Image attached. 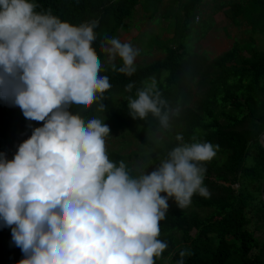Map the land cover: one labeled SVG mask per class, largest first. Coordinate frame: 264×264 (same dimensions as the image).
Masks as SVG:
<instances>
[{"label": "clouds", "instance_id": "obj_1", "mask_svg": "<svg viewBox=\"0 0 264 264\" xmlns=\"http://www.w3.org/2000/svg\"><path fill=\"white\" fill-rule=\"evenodd\" d=\"M36 8L32 0H0V99L42 122L12 159L0 152V227L11 229L23 253L18 264H156L168 249L159 237L169 200L184 209L195 194L209 195L205 164L218 146L176 133L175 146L166 148L182 108L152 77L127 97L134 120L156 121L144 129L142 162L129 168L110 160L105 117L73 112L93 104L106 111L112 85L93 47L97 24L74 25ZM100 48L112 71L136 72L139 49L131 43L107 37ZM190 255L181 250L174 264Z\"/></svg>", "mask_w": 264, "mask_h": 264}, {"label": "trees", "instance_id": "obj_2", "mask_svg": "<svg viewBox=\"0 0 264 264\" xmlns=\"http://www.w3.org/2000/svg\"><path fill=\"white\" fill-rule=\"evenodd\" d=\"M205 1L32 0L37 12L50 11L62 21L74 25L96 22L93 47L103 63L106 54L101 51V40L119 31L129 32L128 21L138 6L142 5L153 20L156 15L163 22L176 18V25L170 24L174 31L171 39L162 42L153 37L150 42L151 49L164 52L163 59L136 67L131 77L104 64L107 71L101 74L107 75L112 85L102 101L105 112L97 111L96 104L86 110L74 106L73 112L85 119L105 117L110 130L133 131L143 153L144 129L149 124L154 127L156 121L151 116L147 122L134 120L127 97H134L143 81L156 78L164 98L173 107L179 101L182 108L165 136L166 148L175 146L176 133H182L185 141L196 137L218 146L215 158L205 164L204 185L209 195L195 194L187 209L172 207L160 222L159 238L167 241L168 249L156 264H174L181 250L191 253L185 264H264V242L249 229L255 223L256 230H264V51L255 39L258 35L264 38V0H210L212 9L204 17ZM179 4L180 11L175 12ZM219 13L236 27L246 23L251 35L249 42L235 41L211 60L206 53L189 49L185 40L193 23L200 26L199 40L204 39L214 29ZM131 82L135 87L127 92L125 86ZM41 125L26 120L19 107L0 99V152L12 159L18 145ZM113 158L124 161L116 154ZM0 232L12 237L8 227H0ZM0 264L18 263L0 252Z\"/></svg>", "mask_w": 264, "mask_h": 264}, {"label": "rangeland", "instance_id": "obj_3", "mask_svg": "<svg viewBox=\"0 0 264 264\" xmlns=\"http://www.w3.org/2000/svg\"><path fill=\"white\" fill-rule=\"evenodd\" d=\"M204 5H206V7L203 13L204 17H206L210 13L213 4L210 0H206ZM174 11H180V4L175 6ZM161 20V16L159 15H156L154 20L150 19L149 13H147L141 5L135 9L128 21L131 25V30L129 32L119 31L116 36H113L119 38L121 42L131 43L135 48L139 49V55L135 62L136 67L145 66L165 57L164 52L160 50V48L155 47L151 49L150 42L153 37H159L162 42L171 39L174 35V31L170 24L175 26L177 20L175 17L167 20V22ZM215 21L216 25L214 29L201 40H199L201 35L198 32L200 26L194 23L191 24L190 34L186 36L185 40L189 49L195 50L200 54L206 53L209 59L213 60L229 50L235 41L241 43L249 42L251 34L249 32V26L246 23L241 22L240 25L236 27L226 19L223 13L217 14L215 16ZM255 39L257 47L264 51V38L258 35ZM120 62L122 61H120L119 58L115 61L116 64ZM103 64H109L107 56H105ZM133 134V131L128 133L110 130V135L106 138V148L110 160L116 161V159L113 158L115 154L122 156L124 161L127 162L131 168H134L138 163L142 162L141 144L134 138ZM235 187L237 188V186ZM175 206L176 204L172 200H169V209ZM187 208L188 207L184 209ZM249 229L255 232L261 242H264V230H256L255 223H252ZM0 233V239L2 240L0 241V252L4 253L6 258L13 259L18 263L23 258L21 249L14 245L12 237H8L7 233H5V235L3 232Z\"/></svg>", "mask_w": 264, "mask_h": 264}, {"label": "water", "instance_id": "obj_4", "mask_svg": "<svg viewBox=\"0 0 264 264\" xmlns=\"http://www.w3.org/2000/svg\"><path fill=\"white\" fill-rule=\"evenodd\" d=\"M263 146H264V136L262 137V140H261ZM264 199V198H263Z\"/></svg>", "mask_w": 264, "mask_h": 264}, {"label": "crops", "instance_id": "obj_5", "mask_svg": "<svg viewBox=\"0 0 264 264\" xmlns=\"http://www.w3.org/2000/svg\"><path fill=\"white\" fill-rule=\"evenodd\" d=\"M215 19V18H214ZM215 23H216V21H215ZM209 35V34H208Z\"/></svg>", "mask_w": 264, "mask_h": 264}]
</instances>
